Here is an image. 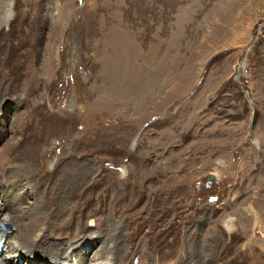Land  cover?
<instances>
[{"label":"rangeland","instance_id":"374dc122","mask_svg":"<svg viewBox=\"0 0 264 264\" xmlns=\"http://www.w3.org/2000/svg\"><path fill=\"white\" fill-rule=\"evenodd\" d=\"M5 156L13 182L62 177L52 225L98 231L102 208L150 222L148 264H264V0H0Z\"/></svg>","mask_w":264,"mask_h":264},{"label":"bare ground","instance_id":"6f19581e","mask_svg":"<svg viewBox=\"0 0 264 264\" xmlns=\"http://www.w3.org/2000/svg\"><path fill=\"white\" fill-rule=\"evenodd\" d=\"M31 150V147L28 146L25 147V151L23 153L11 152V155L18 163L23 162L26 164L29 161L28 153L32 152ZM22 155H25V157ZM6 157L7 156L0 160V164L5 161ZM72 161L73 159L71 162L68 161V163H66L67 170L63 179L70 180L69 175H75L76 172H78L79 169L76 171V168L72 167ZM28 163L30 164V162ZM24 164H22V167L25 168V166H23ZM15 169L11 167L9 169L11 171L8 170L0 173L2 174V176H0V197L4 202L0 208V215H5L4 218L0 219V224L3 221L13 222L15 217L19 220V222L15 224V232L17 231L18 233L16 237L15 235L14 237H11V232L4 229L6 224L4 225V228H0V252L2 251V254H0V264H16L15 260L21 261L23 259L27 260L25 264H135L133 263V260L137 256L139 257L137 264H148V259L146 258L145 260V257L143 258L142 250L145 246L141 248V245H143L142 239L146 244L149 243L150 239L145 236L146 234H143L142 237L137 234L141 231V227L147 226L150 222L148 223L147 220H139L138 217H135L133 221L137 224V228L133 230V233H131L132 230L125 232L124 221L123 223H121V221L117 225L116 222L113 224V217L110 219L111 217L109 218V215L106 214L105 210H102V208H96L97 214L102 211V216L98 219L96 224L98 231H95V229H89L86 226V223L82 224L80 221L81 218L78 221L75 218L73 223H69L67 225L63 224L64 226L56 224L52 225L50 221L53 222L54 214H52L53 212L50 206H56L54 205L55 200H60L59 193L57 195V192H60L63 186L62 177L53 175L50 176L51 173L44 168V173H41L39 177L37 176L38 178L35 180L34 184L30 183L28 176H22L25 180L24 182L19 181L16 183L13 182L14 180L12 181V179H6L9 175L17 174V170ZM67 176L69 178H66ZM36 184L38 188L39 184H42L41 188L46 194L43 191L38 190V188H36ZM69 189L71 188H65L64 192ZM20 190H23L21 194H19ZM69 196L70 194H68L65 198L68 204L72 203V197L69 198ZM30 198H32V202H30V205H27L25 210L10 211L12 209H16L14 200L20 204L27 203ZM66 200L60 201L61 204H59L61 208L63 207L65 210H68L69 207L67 208ZM44 203H46V206ZM119 203L120 201L114 197L109 200L110 205H117ZM162 205L163 207H161ZM164 206V198L159 197L155 205V209L158 210V212H156L158 213V218L161 217L163 219ZM45 207L48 209L47 212H45ZM69 213L76 217L74 212L69 211ZM115 213L117 214L118 212L116 211ZM130 214L131 210L128 212V217ZM57 217L59 219L61 218L60 215ZM64 236L69 237L67 238L69 240H62ZM89 237L94 239V243L100 241V244L96 248V253L93 254L95 255L94 258L87 260L85 255L87 249L89 248L87 243V239ZM12 250H14V253L9 254ZM5 251H7V253H4ZM40 258H44L45 260ZM194 259L196 260V258L188 255L186 264H195Z\"/></svg>","mask_w":264,"mask_h":264},{"label":"water","instance_id":"95a60500","mask_svg":"<svg viewBox=\"0 0 264 264\" xmlns=\"http://www.w3.org/2000/svg\"><path fill=\"white\" fill-rule=\"evenodd\" d=\"M210 178H213V174L210 175Z\"/></svg>","mask_w":264,"mask_h":264}]
</instances>
